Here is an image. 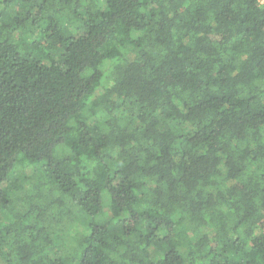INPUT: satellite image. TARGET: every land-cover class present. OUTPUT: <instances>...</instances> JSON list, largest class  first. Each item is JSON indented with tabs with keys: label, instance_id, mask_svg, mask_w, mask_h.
<instances>
[{
	"label": "trees",
	"instance_id": "trees-1",
	"mask_svg": "<svg viewBox=\"0 0 264 264\" xmlns=\"http://www.w3.org/2000/svg\"><path fill=\"white\" fill-rule=\"evenodd\" d=\"M0 259L264 264L261 0H0Z\"/></svg>",
	"mask_w": 264,
	"mask_h": 264
},
{
	"label": "rangeland",
	"instance_id": "rangeland-1",
	"mask_svg": "<svg viewBox=\"0 0 264 264\" xmlns=\"http://www.w3.org/2000/svg\"><path fill=\"white\" fill-rule=\"evenodd\" d=\"M262 1V0H261ZM30 173V172H29ZM0 264H3L2 260L0 259Z\"/></svg>",
	"mask_w": 264,
	"mask_h": 264
},
{
	"label": "built area",
	"instance_id": "built-area-1",
	"mask_svg": "<svg viewBox=\"0 0 264 264\" xmlns=\"http://www.w3.org/2000/svg\"><path fill=\"white\" fill-rule=\"evenodd\" d=\"M261 3L264 5V0H262Z\"/></svg>",
	"mask_w": 264,
	"mask_h": 264
}]
</instances>
